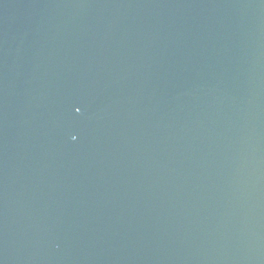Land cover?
<instances>
[{
	"label": "water",
	"instance_id": "water-1",
	"mask_svg": "<svg viewBox=\"0 0 264 264\" xmlns=\"http://www.w3.org/2000/svg\"><path fill=\"white\" fill-rule=\"evenodd\" d=\"M0 264H264V0H0Z\"/></svg>",
	"mask_w": 264,
	"mask_h": 264
}]
</instances>
